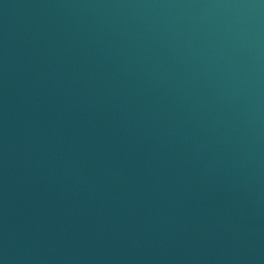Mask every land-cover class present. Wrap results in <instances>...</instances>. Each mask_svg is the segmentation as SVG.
Masks as SVG:
<instances>
[{
    "label": "water",
    "instance_id": "water-1",
    "mask_svg": "<svg viewBox=\"0 0 264 264\" xmlns=\"http://www.w3.org/2000/svg\"><path fill=\"white\" fill-rule=\"evenodd\" d=\"M0 264H264V0H0Z\"/></svg>",
    "mask_w": 264,
    "mask_h": 264
}]
</instances>
